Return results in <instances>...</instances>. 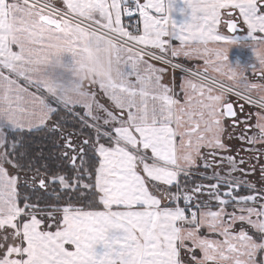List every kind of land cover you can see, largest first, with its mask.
I'll return each instance as SVG.
<instances>
[{
	"label": "snow or ice",
	"instance_id": "6c2138e0",
	"mask_svg": "<svg viewBox=\"0 0 264 264\" xmlns=\"http://www.w3.org/2000/svg\"><path fill=\"white\" fill-rule=\"evenodd\" d=\"M60 2L0 0V264H264V83L248 78L264 79V59L229 61L236 44H264V0H183L180 23L176 0ZM106 35L116 77L84 88L71 70ZM240 101L260 109L254 124ZM42 132L62 150L36 151Z\"/></svg>",
	"mask_w": 264,
	"mask_h": 264
},
{
	"label": "clouds",
	"instance_id": "9594fccd",
	"mask_svg": "<svg viewBox=\"0 0 264 264\" xmlns=\"http://www.w3.org/2000/svg\"><path fill=\"white\" fill-rule=\"evenodd\" d=\"M8 38L12 43L19 42L14 30L9 33ZM114 41L115 37L106 35L99 43L92 41L84 46L77 64L71 70V77L76 83L87 88L101 80L108 82L115 79ZM47 43L49 51L57 58L54 67H63L62 57L66 47L64 41L53 37ZM253 52L256 58L264 59V44L254 46Z\"/></svg>",
	"mask_w": 264,
	"mask_h": 264
},
{
	"label": "crops",
	"instance_id": "0c3cea01",
	"mask_svg": "<svg viewBox=\"0 0 264 264\" xmlns=\"http://www.w3.org/2000/svg\"><path fill=\"white\" fill-rule=\"evenodd\" d=\"M55 2L58 5L63 6L62 3L60 2V0H55ZM183 7H184L183 0H176V4H175L176 10H174L172 12V16H173V19L176 20L177 23H180V22L184 21L187 18L186 12L182 13V12L179 11V9L183 8ZM187 12H190V10H187ZM141 28H142V25H141ZM221 31L227 32L226 28H224V27L221 28ZM242 47H243L242 44H236L230 49V51H229V61L233 64V66H235L236 64H239V65L245 67L246 69H248L252 65L256 64L257 60H256V57L254 55L253 49H251L250 52L247 53L246 49H244ZM63 59L66 62H71L72 56H71L70 53H65L63 55ZM178 59L186 62L187 64H189L194 69L196 67L202 65V61L198 60V59H193V60H186V59H183V58H178ZM150 62L154 63L152 61H150ZM154 64H156V63H154ZM156 65L158 67L162 66L160 64H156ZM180 78H181V75L179 73H175V84L176 85H179ZM248 78H249L250 81H253V82L264 83V79H261L258 74H253V73L249 72L248 73ZM164 82L165 83H169V84L172 83V70H169L168 75H166L164 77ZM21 83H24L22 78H21ZM30 90L35 91L34 88H30ZM97 91H99V90L97 89ZM44 94L46 95V93H44ZM98 99H100L101 102L104 103L105 105L111 106L110 101L108 100L107 97H105L103 95V93H99ZM77 108H81L83 110V108L80 107V106H77ZM259 110L260 109L253 108L252 106H249V105L248 106H244L243 111L239 113L238 118H239L240 121L248 119L250 125L254 124L255 123V113L257 111H259ZM242 128H243V124L240 123L237 126V129H236L237 134H239L240 129H242ZM254 131H256L254 128H250V130L248 132V135H251L252 132H254ZM229 143L231 145L235 146V147H236V145H237V147L241 146V141H239L237 139H233V140L229 141ZM243 147H248V145L244 144ZM262 160L264 161V158ZM174 190L175 189H173V191ZM229 210H231V209H229ZM97 247H98V250H99V246H97Z\"/></svg>",
	"mask_w": 264,
	"mask_h": 264
},
{
	"label": "trees",
	"instance_id": "16d2710c",
	"mask_svg": "<svg viewBox=\"0 0 264 264\" xmlns=\"http://www.w3.org/2000/svg\"><path fill=\"white\" fill-rule=\"evenodd\" d=\"M75 112H79L81 114V110L75 108L74 109ZM60 115L62 116H66L67 117V120L66 122L64 123V127H65V130H70L72 131L73 129H77L79 130V122L76 121L74 119V117L65 112L63 109H61V112H60ZM84 134L85 135H91V131L87 128L84 129ZM45 133H36L34 134V138H35V144H36V151H39V147L42 146L43 147V150L45 152V154L49 153V152H52V153H57L59 151H61L62 149H59V148H56L53 146V141H56L58 143H62V141H60L59 139V134H48V138H44L45 137ZM205 183H207L205 181ZM39 195H44V193H38ZM50 202H56L54 200V198L52 196H47L46 197ZM60 203L63 204L65 203V201L62 199L60 200ZM73 203L79 205L81 203H84V201H77L75 199H73ZM96 207H101L100 205H95Z\"/></svg>",
	"mask_w": 264,
	"mask_h": 264
},
{
	"label": "rangeland",
	"instance_id": "374dc122",
	"mask_svg": "<svg viewBox=\"0 0 264 264\" xmlns=\"http://www.w3.org/2000/svg\"><path fill=\"white\" fill-rule=\"evenodd\" d=\"M59 6H61V5H59ZM61 7H63V6H61ZM242 45H243L242 48L246 49L247 53H249L250 50L252 49V47H250V46H246L245 44H242ZM77 109L81 110V115H83V110L81 108H77ZM66 131H70V130H66ZM236 147H237V145H236ZM244 155H248V154H244ZM253 162H255V161H253ZM260 163H264V161L261 160ZM248 179L251 180L252 182L256 183L258 187L261 186V178H260V173H259V165H257L256 173L254 175H252V176H249ZM194 180L199 181L200 180V177L199 176H196V177H194ZM204 198H206V197H204Z\"/></svg>",
	"mask_w": 264,
	"mask_h": 264
},
{
	"label": "built area",
	"instance_id": "2783aa9c",
	"mask_svg": "<svg viewBox=\"0 0 264 264\" xmlns=\"http://www.w3.org/2000/svg\"><path fill=\"white\" fill-rule=\"evenodd\" d=\"M136 20H137V18L136 17H134L131 21H129V20H127V19H125L124 20V22L126 23V24H128V23H132L133 25H135L136 24ZM147 59V58H146ZM151 61V60H150ZM152 62H154V63H156V64H160V62H158V61H152ZM176 62H181V63H184L187 67H189V68H193V67H191L189 64H187L186 62H184V61H182V60H179V59H177V61ZM161 65V64H160ZM194 69V68H193ZM171 70V69H170ZM175 73H179L180 75H182V73H180L179 71H176ZM254 95V94H253ZM255 96V95H254ZM232 100H236V97H232ZM240 102H242V103H245V102H243V101H240ZM252 106H255V105H252ZM255 107H257V106H255ZM258 108V107H257ZM259 109V108H258Z\"/></svg>",
	"mask_w": 264,
	"mask_h": 264
},
{
	"label": "flooded vegetation",
	"instance_id": "af4514ba",
	"mask_svg": "<svg viewBox=\"0 0 264 264\" xmlns=\"http://www.w3.org/2000/svg\"><path fill=\"white\" fill-rule=\"evenodd\" d=\"M240 103H242V102H240ZM235 105V107H236V111H237V115L239 116V113L241 112L240 111V109H239V105L238 104H234ZM252 106V105H250V104H247V103H244V106ZM253 108H256V109H258L257 107H255V106H252ZM263 159V158H262ZM261 159V160H262Z\"/></svg>",
	"mask_w": 264,
	"mask_h": 264
},
{
	"label": "water",
	"instance_id": "95a60500",
	"mask_svg": "<svg viewBox=\"0 0 264 264\" xmlns=\"http://www.w3.org/2000/svg\"><path fill=\"white\" fill-rule=\"evenodd\" d=\"M234 109L236 110V107H235V105H234Z\"/></svg>",
	"mask_w": 264,
	"mask_h": 264
}]
</instances>
